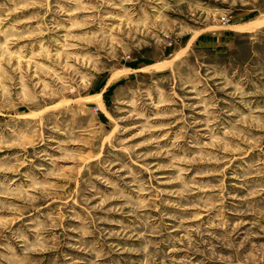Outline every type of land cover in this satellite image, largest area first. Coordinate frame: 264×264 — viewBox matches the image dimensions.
Listing matches in <instances>:
<instances>
[{"label": "rangeland", "instance_id": "rangeland-1", "mask_svg": "<svg viewBox=\"0 0 264 264\" xmlns=\"http://www.w3.org/2000/svg\"><path fill=\"white\" fill-rule=\"evenodd\" d=\"M0 264H264V0H0Z\"/></svg>", "mask_w": 264, "mask_h": 264}]
</instances>
